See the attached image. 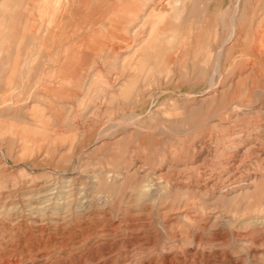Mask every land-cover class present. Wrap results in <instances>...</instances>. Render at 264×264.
<instances>
[{
  "label": "rangeland",
  "instance_id": "374dc122",
  "mask_svg": "<svg viewBox=\"0 0 264 264\" xmlns=\"http://www.w3.org/2000/svg\"><path fill=\"white\" fill-rule=\"evenodd\" d=\"M183 1L0 0V264H264V0Z\"/></svg>",
  "mask_w": 264,
  "mask_h": 264
},
{
  "label": "bare ground",
  "instance_id": "6f19581e",
  "mask_svg": "<svg viewBox=\"0 0 264 264\" xmlns=\"http://www.w3.org/2000/svg\"><path fill=\"white\" fill-rule=\"evenodd\" d=\"M174 1V3H173V7H172V13H173V17L174 18H180L182 15H183V13H184V8L183 7H181V0H173ZM183 1V0H182ZM184 2V1H183ZM197 2V1H196ZM239 2H240V0H238L237 2H236V4H235V6H234V13L232 14V16H231V18H230V30H229V35H228V37L225 39V40H223L222 41V44H221V47H220V50L218 51V54H217V59H216V62H215V64H214V74H216V73H219V74H221V71H222V58H221V56H222V54H223V49L226 47V46H228V44H230L233 40H235L236 39V36H237V15H238V13H237V11H238V8H239ZM153 3V2H152ZM151 3V4H152ZM157 3V2H156ZM159 3V2H158ZM153 5V4H152ZM159 5H161L160 3H159ZM204 6V5H203ZM154 7V6H153ZM160 7V6H159ZM185 7V6H184ZM155 8V7H154ZM154 8H153V10H154ZM163 8V7H162ZM152 9V8H151ZM190 9H191V7H190ZM150 10V9H149ZM149 10H148V12H149ZM147 12V13H148ZM190 12H191V10H190ZM200 14V13H199ZM198 13H197V15H199ZM195 15V14H194ZM145 17H147V16H145ZM190 17V16H189ZM186 18H188V17H186ZM192 18H194V17H192ZM145 19V18H144ZM151 20H153V18H151ZM162 20V19H161ZM187 20V19H186ZM170 21H171V19H170ZM161 22V21H160ZM152 23V22H151ZM158 23V22H157ZM179 23V22H178ZM181 26V25H180ZM170 27V26H169ZM200 30V29H199ZM176 31V30H175ZM149 32V31H148ZM153 33H154V31H153ZM198 33V32H197ZM173 34H175V33H173ZM194 38V37H193ZM246 38V37H245ZM255 40V42L256 43H258L259 44V42H261V44H259L258 46H255V47H253L252 49H253V52L254 51H262V52H264V47L263 46H261L263 43H262V41H263V39H261V40H259L258 41V38H253V41ZM252 42V41H251ZM196 43H197V41H196ZM199 43H200V41H199ZM198 43V44H199ZM143 44V43H142ZM197 44V45H198ZM196 48V47H195ZM227 50H229V49H227ZM231 50V49H230ZM195 51H197V50H195ZM259 53V52H258ZM228 54V53H227ZM228 57H226V59H227ZM197 62V61H196ZM195 62V63H196ZM26 63H27V61H26ZM198 63H199V61H198ZM193 65H195V64H193ZM223 66H225V65H223ZM192 67H194V66H192ZM191 67V68H192ZM21 70V69H20ZM214 74H213V76H214ZM211 77L210 78V85L209 86H211V87H214V77ZM222 77V76H221ZM22 82H23V80H21ZM209 89V88H208ZM215 90H216V88H215ZM17 91V90H16ZM211 92V91H210ZM212 93V92H211ZM208 100V99H207ZM249 104V103H248ZM240 111V110H239ZM3 120H4V116H3V118H2ZM209 119V118H208ZM143 181V180H142ZM149 182V181H148ZM152 183V182H151ZM147 186V185H146ZM151 188V187H150Z\"/></svg>",
  "mask_w": 264,
  "mask_h": 264
}]
</instances>
